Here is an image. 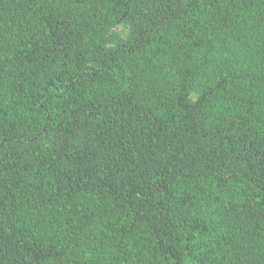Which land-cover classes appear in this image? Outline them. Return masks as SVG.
Instances as JSON below:
<instances>
[{
	"label": "trees",
	"instance_id": "trees-1",
	"mask_svg": "<svg viewBox=\"0 0 264 264\" xmlns=\"http://www.w3.org/2000/svg\"><path fill=\"white\" fill-rule=\"evenodd\" d=\"M0 264H264V0H0Z\"/></svg>",
	"mask_w": 264,
	"mask_h": 264
}]
</instances>
